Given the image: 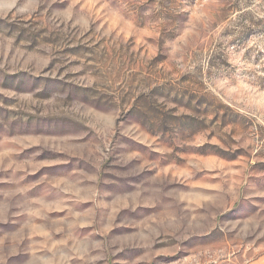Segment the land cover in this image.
<instances>
[{
  "label": "rangeland",
  "instance_id": "1",
  "mask_svg": "<svg viewBox=\"0 0 264 264\" xmlns=\"http://www.w3.org/2000/svg\"><path fill=\"white\" fill-rule=\"evenodd\" d=\"M0 264H264V0H0Z\"/></svg>",
  "mask_w": 264,
  "mask_h": 264
}]
</instances>
